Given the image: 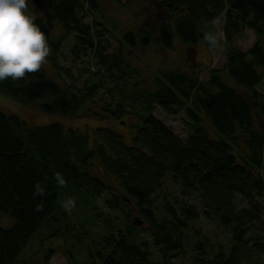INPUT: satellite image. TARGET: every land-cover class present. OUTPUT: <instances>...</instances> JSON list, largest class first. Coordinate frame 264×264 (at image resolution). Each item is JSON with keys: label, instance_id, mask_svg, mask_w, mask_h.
<instances>
[{"label": "trees", "instance_id": "trees-1", "mask_svg": "<svg viewBox=\"0 0 264 264\" xmlns=\"http://www.w3.org/2000/svg\"><path fill=\"white\" fill-rule=\"evenodd\" d=\"M29 1L59 22L65 34L51 35L49 22L35 17L50 45L51 68L42 66L40 72L18 81L0 82L1 94L71 117L121 118L135 104L140 110L133 111L138 121L131 126L128 141L110 127H97L91 146L88 135L76 128L59 122L30 125L0 111V215L13 220L8 227L0 224V264H13L43 221L66 228L61 195L64 192L66 200L74 192L83 193L79 190L88 194L90 200L85 202L94 216H98L95 199L99 196L110 210L133 204L160 255L156 262L144 242L131 241L134 218L128 219L126 232L104 225L108 231L99 235L103 234L95 253L89 249L86 264H173L172 259L184 251L186 229L200 216L229 226L231 243L227 252L218 249L210 258L202 249L193 264H243L247 250L263 254L264 234L250 237L245 233L257 218L254 197L264 194V93L256 88L264 79V0H154L157 14L153 22L145 19L143 25L122 33L128 45L168 49L177 36L193 51L198 42L209 47L204 33L216 32L210 21L220 19L225 59L221 67H208L206 78L199 77L198 64L193 61L189 69L163 66L152 86L140 82V70L129 62L119 42L117 50H108L103 34L109 26L92 18L100 10L99 0ZM86 16L92 20L86 22ZM245 28L253 31L255 40L243 49L234 40L244 35ZM71 31L75 32L69 48L72 58L89 54L96 68L79 71L88 74L81 84L75 83L70 67L59 63L63 39ZM104 84L105 92H114L116 100L95 96ZM155 107L168 115L183 112L186 135L181 137L156 117ZM255 110L261 114L259 122ZM208 124L216 137L210 135ZM56 172L63 175L66 187L58 186ZM101 176L117 182L107 184ZM167 179L178 185L185 198L195 196L198 204L163 198L164 214L157 218L152 197L162 191ZM35 183L44 188V196L34 195ZM236 194L249 207L237 209ZM40 203L42 210L35 211ZM56 231L51 235H62ZM194 246L201 249L203 242ZM68 258L71 262L73 256Z\"/></svg>", "mask_w": 264, "mask_h": 264}, {"label": "rangeland", "instance_id": "rangeland-1", "mask_svg": "<svg viewBox=\"0 0 264 264\" xmlns=\"http://www.w3.org/2000/svg\"><path fill=\"white\" fill-rule=\"evenodd\" d=\"M28 14L34 17H41L45 22H49L50 34L53 36L64 35L65 31L63 26L54 20L49 19L43 9L38 5L27 0ZM100 10L95 11L92 14L93 20L107 22L109 31H106L103 35L108 40L109 51H115L121 44L123 53L130 63L135 65L140 73L139 80L144 86H152L153 77L157 74L158 69L163 66L182 67L183 69H189L191 62H196L197 73L200 78H206L208 67H221L224 56V45L219 44L218 47L212 48L205 46L198 42L193 46L194 51L182 43L177 36L173 38V45L168 49H163L157 45L150 44L146 47L136 46L132 48L122 38V33L127 29H132L143 25L145 19L153 22L156 18L157 4L154 0L138 1L132 0L127 3L126 0H99ZM127 4V5H126ZM86 22H90L92 19L90 16L84 17ZM218 24L215 27L216 32H219L220 37L222 34V21L217 20ZM74 31H71L62 42V48L59 58V63L64 66H68L72 70V75L76 79L75 83L81 84L83 78L87 77V73L79 72L82 68H87L91 71L96 70L93 66L94 60L91 55L79 56L74 60L69 53V48L74 41ZM255 40V35L252 30L245 28L244 35L236 38L234 43L239 47L246 49ZM120 44H119V43ZM46 68H51L49 65V59L46 58L45 63L42 65ZM85 69V70H87ZM54 75V73H52ZM223 76L232 85L238 87V85L225 73ZM69 81L68 79H66ZM106 85L104 84L95 96L101 100H109L110 98L117 99L114 92L109 95L106 91ZM259 91L264 93V79L256 87ZM247 97V96H246ZM248 98V97H247ZM131 113H125L121 118L112 117H96L88 115H80L76 117L64 116L59 113H50L41 110L36 102L23 103L16 99H13L7 95L0 93V111L8 114H14L27 121L30 125H41L50 122H59L64 127L76 128L81 132L88 135V145L91 146L93 141L96 140L95 130L97 127H110L121 135L125 140H129L131 136V126L138 121V116L133 111H139V106L135 104L134 108L128 107ZM152 113L162 120V122L171 127L178 135L184 137L187 133V127L184 122L186 119L183 112L177 115H168L164 113L159 107H155ZM257 121H261V114L257 110L254 111ZM209 133L211 136L216 137L217 133L208 124ZM262 174L264 175V166L262 168ZM102 177V176H101ZM103 178V177H102ZM108 184L116 183L115 179L103 178ZM80 192L85 193L83 190ZM74 192L71 196L75 200V207L71 213L66 212L65 224L66 228L60 227L58 223H43L32 234L25 247L21 250L17 256L16 261L13 264H86L88 261L89 249L95 253L98 248L96 243L101 233H106L110 227L112 230L127 231L128 219L131 221L134 218H138L133 204L128 203L125 205L124 210H110L105 207L103 203V196L96 197L95 201L98 206V216H94L93 209L85 200H90L88 194ZM78 197L79 195H81ZM64 192L61 195V201H64ZM78 195V196H77ZM163 198L168 200L187 199L189 202H195L198 204L197 198H185L178 188V185L167 179L164 183L162 191L154 194L152 197V209L157 218L161 217L164 212L162 208ZM254 212L257 215L250 224L247 225L245 236L254 237L264 234V194L261 196H255ZM234 204L237 209L249 207L247 200L236 194L234 198ZM124 212L127 213L125 217ZM141 223L136 224L135 227H131L130 230L134 236V242H144L147 250L150 253L151 258L159 262L160 255L151 241L150 233L146 230V223L142 220ZM13 220L9 215H0V224L3 227H8L12 224ZM58 230V231H56ZM53 231L62 232L60 236L51 235ZM186 239L184 242V251L172 259L173 264H193V258L202 249L205 250L207 258L218 250L223 249L227 252L231 243V229L227 225L219 223L217 219H206L200 216L190 222L189 227L186 229ZM203 242V248L195 247L196 243ZM70 253V254H69ZM73 256L71 262H69V256ZM96 256V255H95ZM243 264H264V253L257 254L255 252L247 253L243 257Z\"/></svg>", "mask_w": 264, "mask_h": 264}, {"label": "clouds", "instance_id": "clouds-1", "mask_svg": "<svg viewBox=\"0 0 264 264\" xmlns=\"http://www.w3.org/2000/svg\"><path fill=\"white\" fill-rule=\"evenodd\" d=\"M27 0H0V82L11 79L18 81L28 74L41 71L42 65L51 53L45 33L29 15ZM213 28L218 21H210ZM204 41L212 48L220 44L219 32L207 31ZM55 179L59 187H66L67 181L60 172ZM40 183L34 184V195L44 196ZM60 207L71 213L75 200L71 197L62 201ZM43 204H37L35 211H41Z\"/></svg>", "mask_w": 264, "mask_h": 264}, {"label": "water", "instance_id": "water-1", "mask_svg": "<svg viewBox=\"0 0 264 264\" xmlns=\"http://www.w3.org/2000/svg\"><path fill=\"white\" fill-rule=\"evenodd\" d=\"M139 223H141V220L137 219L136 224H139Z\"/></svg>", "mask_w": 264, "mask_h": 264}]
</instances>
